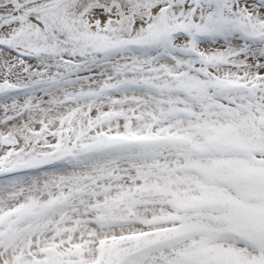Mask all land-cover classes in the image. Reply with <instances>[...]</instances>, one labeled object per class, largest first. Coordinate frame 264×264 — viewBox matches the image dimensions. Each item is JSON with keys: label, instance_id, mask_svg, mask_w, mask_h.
Here are the masks:
<instances>
[{"label": "snow or ice", "instance_id": "1", "mask_svg": "<svg viewBox=\"0 0 264 264\" xmlns=\"http://www.w3.org/2000/svg\"><path fill=\"white\" fill-rule=\"evenodd\" d=\"M0 264H264V0H0Z\"/></svg>", "mask_w": 264, "mask_h": 264}]
</instances>
